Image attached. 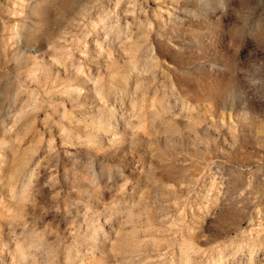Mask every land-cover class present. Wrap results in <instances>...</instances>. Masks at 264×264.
Returning <instances> with one entry per match:
<instances>
[{
  "label": "rangeland",
  "instance_id": "1",
  "mask_svg": "<svg viewBox=\"0 0 264 264\" xmlns=\"http://www.w3.org/2000/svg\"><path fill=\"white\" fill-rule=\"evenodd\" d=\"M0 264H264V0H0Z\"/></svg>",
  "mask_w": 264,
  "mask_h": 264
}]
</instances>
